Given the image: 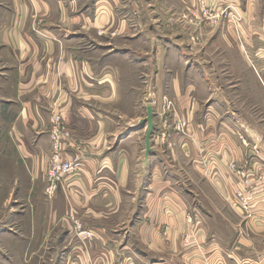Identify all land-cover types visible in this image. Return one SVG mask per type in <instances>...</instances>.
I'll return each instance as SVG.
<instances>
[{
	"label": "crops",
	"instance_id": "crops-1",
	"mask_svg": "<svg viewBox=\"0 0 264 264\" xmlns=\"http://www.w3.org/2000/svg\"><path fill=\"white\" fill-rule=\"evenodd\" d=\"M194 2L0 0V264H40L45 247L47 264H264V0L210 1L244 15L235 78L250 117L224 103L218 114L203 88L182 82L186 59L161 20L172 3ZM245 77L254 90L243 93ZM54 113L72 133L64 157L83 168L50 197Z\"/></svg>",
	"mask_w": 264,
	"mask_h": 264
},
{
	"label": "rangeland",
	"instance_id": "rangeland-1",
	"mask_svg": "<svg viewBox=\"0 0 264 264\" xmlns=\"http://www.w3.org/2000/svg\"><path fill=\"white\" fill-rule=\"evenodd\" d=\"M210 1L199 0V3L194 2L188 6L175 3L167 6L165 9L166 16L161 20L165 24L166 44L171 47H174L173 45L176 44L175 46L178 48L174 47V49L177 50V53L181 51L184 55V60H186L177 71L182 75V82L185 84L192 83L196 85L195 87L204 89L206 93H202L200 96L203 101L209 97L212 102L218 103L217 113L220 115L224 113L222 106L224 103L226 105L230 104L232 110L236 114L239 113V116L246 115L250 117L253 111L250 110L248 103L245 105V102L250 101L248 93H246V98L238 95L240 80L235 78L239 75L237 73L239 70H244V65L239 62L238 41H236L234 36L236 34L239 37L240 24L244 20V15L241 10H238L239 8L232 5L219 9L220 5L215 9L214 4ZM126 2L124 6L130 4L129 1ZM175 8L177 10H174ZM229 20L233 28L232 31L227 29ZM230 37L231 47L227 44ZM152 67V61L144 62V69L147 68L148 74L152 73ZM249 80L248 77L243 79V93H245V89L247 92L250 89L254 90V84ZM142 81L144 90L145 92L147 91L143 97L146 100L149 97H153L152 94L148 95L149 91H152V86L149 81L146 85L144 84L145 80L142 79ZM244 105L247 108L246 110L243 108ZM233 111L231 112L234 113ZM58 114L54 113L52 118ZM178 127V125L175 127L177 133L184 135L188 126H185L183 129H179ZM184 177H186V181L189 178L194 179L190 173ZM11 209V206L8 205L6 208L7 215ZM4 212V207H1L0 219ZM190 239L188 236H185L183 240L184 245L189 246ZM42 250L48 251L46 247ZM42 250L39 253V263H53L54 256H48L46 251H44V253L46 252L45 254H42Z\"/></svg>",
	"mask_w": 264,
	"mask_h": 264
},
{
	"label": "built area",
	"instance_id": "built-area-1",
	"mask_svg": "<svg viewBox=\"0 0 264 264\" xmlns=\"http://www.w3.org/2000/svg\"><path fill=\"white\" fill-rule=\"evenodd\" d=\"M228 9L225 11L227 13ZM62 117L54 115L52 118V127L50 130V140H51V155L48 163L47 169V182L48 196L52 197L56 194L59 186L69 177L81 172L83 168V162L81 159H71L68 160L64 157V144L66 141L72 138V133L66 130L62 126ZM179 129L187 127L186 122L178 124ZM240 139L243 140V137L240 136ZM230 170L235 174L238 173L239 176L244 179V185L249 187L251 184L250 177L248 173H244L241 169L235 164L230 166ZM247 189V188H246ZM237 204L246 212L251 211L252 198L243 191H238L236 193ZM75 230L79 235L85 236L86 239H90L92 234L83 230V226L77 220H74Z\"/></svg>",
	"mask_w": 264,
	"mask_h": 264
},
{
	"label": "water",
	"instance_id": "water-1",
	"mask_svg": "<svg viewBox=\"0 0 264 264\" xmlns=\"http://www.w3.org/2000/svg\"><path fill=\"white\" fill-rule=\"evenodd\" d=\"M153 117H154V109L152 107H149L148 108V116L142 122L143 124H148V131L146 134V152L147 153H149L151 151L150 141H151L153 131H154Z\"/></svg>",
	"mask_w": 264,
	"mask_h": 264
}]
</instances>
